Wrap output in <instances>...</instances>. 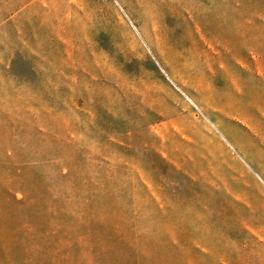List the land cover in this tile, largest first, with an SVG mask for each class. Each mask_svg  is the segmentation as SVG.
<instances>
[{"label": "rangeland", "instance_id": "1", "mask_svg": "<svg viewBox=\"0 0 264 264\" xmlns=\"http://www.w3.org/2000/svg\"><path fill=\"white\" fill-rule=\"evenodd\" d=\"M0 264H264V0H0Z\"/></svg>", "mask_w": 264, "mask_h": 264}]
</instances>
